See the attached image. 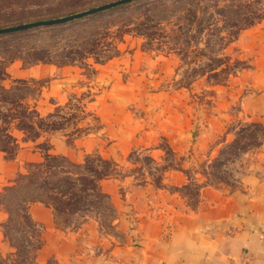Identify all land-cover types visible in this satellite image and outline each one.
<instances>
[{
    "label": "rangeland",
    "instance_id": "1",
    "mask_svg": "<svg viewBox=\"0 0 264 264\" xmlns=\"http://www.w3.org/2000/svg\"><path fill=\"white\" fill-rule=\"evenodd\" d=\"M119 1L122 0H0V30L59 20ZM260 30L264 31V0H133L63 24L1 34L0 84L5 88L14 85V89L8 95L0 92V98L37 109L42 116L53 114L55 117L47 120L59 129L46 136L72 142L101 134L103 148L109 137L101 127L100 116L104 123L106 118L109 123L111 119L126 123L129 117L143 130L137 138L140 144L150 143L144 135L150 128L155 133L172 134L176 145L180 140L171 133L173 124L180 128L186 123L188 127L192 125L187 147L188 157L194 160L186 172L193 180L179 192L194 207L202 186L233 190L255 165L253 154L264 140V128L258 123L264 122V90L258 92L234 76L254 61L248 60L244 51L250 34ZM260 36L263 38L264 33ZM258 59L264 69V57ZM45 64L53 69L61 65L63 69H54L49 78L29 81L20 89L13 83L18 75L9 78L12 66L17 71ZM259 82L264 88V74ZM251 95L262 96L257 99L262 106L253 114L244 109V99ZM121 106L125 111H119ZM14 108L0 101V129L15 126ZM214 119L223 130L220 134L226 131L229 140L216 159L207 161L192 150L199 136L197 129ZM13 134L20 137L18 132ZM156 137V143L164 147L165 142ZM182 140L185 142V137ZM46 146L42 145L43 151ZM8 150L12 155L13 148ZM159 152L153 153L163 158L159 163L152 164L143 152L120 165L129 173L139 171L162 188L164 171L180 164L173 161L171 154ZM47 164L51 169L60 167V175L67 179L89 170H78L62 158H50ZM88 165L103 171L97 159ZM42 175L40 182L51 184L48 190L58 205V223L77 230L97 219L100 234L94 233L98 239L91 241V250L110 253L116 246L110 237L116 240L117 233L111 226L114 212L108 201L95 192L82 194L81 188H90L86 183L55 184L45 173ZM135 179L142 181L140 176ZM8 189H0V212L11 215L9 220H0V264H38L41 246L35 239L39 232L25 220L26 206L19 199L22 194L12 196ZM104 238L109 241L104 242ZM137 246L134 241L133 248ZM50 263L51 260L46 264Z\"/></svg>",
    "mask_w": 264,
    "mask_h": 264
},
{
    "label": "crops",
    "instance_id": "2",
    "mask_svg": "<svg viewBox=\"0 0 264 264\" xmlns=\"http://www.w3.org/2000/svg\"><path fill=\"white\" fill-rule=\"evenodd\" d=\"M262 33V30L252 32L249 39L246 36L248 42L244 52L248 60L254 61L234 76L238 81L254 86L258 92L264 90L259 82L264 74L263 63L258 62V58L264 57ZM54 69L45 64L40 68L15 71L12 66L8 75L9 78L18 75L13 83H27L49 78ZM245 71H249V74L246 75ZM261 98L252 95L246 97L244 109L250 114L255 113L253 111L262 106L257 100ZM121 110L125 111V108L121 106ZM38 113L42 116L41 112ZM126 119V123L123 119H111L109 123L106 118L104 123L100 116L101 127H104V133L109 137L105 148L101 144V134L70 142L46 136L45 133L36 141H24V135L15 131L20 137L13 134L18 146L12 155L0 152V189L15 188L21 177L29 174L34 166H45L50 158H62L72 165H82L88 156H98L116 166L112 176L98 182L101 194L114 212L111 226L117 233V239H110L116 246L107 255L95 253L91 250V241L94 237L98 239L94 233L100 234L98 220L87 221L77 230L64 228L58 223L54 208L44 202L40 195L41 198L39 196V199L27 203L24 210L41 240L37 263L46 264L51 260L50 264H264V140L253 154L256 158L254 167L243 177L238 187L227 190L218 186H202L196 205L191 207L180 195L179 189L188 186L193 180L186 172L194 160L188 157L187 147V134L194 130L192 125L188 127L185 122L180 128L173 124L171 133L180 140H175L178 143L176 145L172 143V134L155 133L150 128L144 132L150 143L140 144L137 138L142 136L143 130L136 122L131 123L129 117L126 116ZM258 123L264 128L263 121ZM198 130L199 136L192 152L200 153V157L204 155L207 161L216 159L219 150L228 144V133L225 131L220 134L222 128L217 119ZM155 136L165 142L164 147L156 143ZM184 137L185 142L182 140ZM43 144L47 145L46 151L42 149ZM157 151L164 155L171 154L173 161L180 164L169 166L164 171L162 188L154 186L139 171L129 173L120 165L123 160L130 162L132 156L143 152L147 153V159L152 164L159 163L163 158L154 156L153 153ZM137 176L142 181H137ZM169 187L174 188V191ZM14 191L15 194L20 192ZM40 199L42 201H38ZM10 216L4 211L0 212L1 222L9 220ZM129 227L135 229L130 231ZM103 241L109 240L104 238ZM134 241L138 245L135 248ZM2 244L0 236V246Z\"/></svg>",
    "mask_w": 264,
    "mask_h": 264
},
{
    "label": "trees",
    "instance_id": "3",
    "mask_svg": "<svg viewBox=\"0 0 264 264\" xmlns=\"http://www.w3.org/2000/svg\"><path fill=\"white\" fill-rule=\"evenodd\" d=\"M63 65L64 64H62V66ZM56 66L60 68L61 65H56ZM0 81L2 82L3 79L0 78ZM14 84L18 86V88L27 86V83L20 82V81L14 82ZM13 87L14 85L11 86L10 88H5L3 85L0 84V92L8 95L9 92L12 89H14ZM18 88L17 90L20 89ZM20 100L24 101V99L22 98ZM0 101L4 103H10L13 107L15 106L14 108L15 110L17 109L16 112L12 114V116L14 117L13 119L14 122L16 121L15 126L13 124H9L5 128L0 129V137H1L0 152L2 153H6L8 155L9 154L8 149L13 148V151H14V149L18 146V140L13 136V131L21 132L24 135V141H36L38 138L41 137L42 134L59 129L54 126L56 124L47 120L51 117H55L53 115L48 118H43L36 109L30 108L28 106H24L23 104L16 102V101H12L9 98L2 97L0 98ZM93 159H97L98 162L102 164V168L104 172L103 171L100 172L99 170H96L95 168L88 165V162L93 161ZM73 166L74 168L78 170L79 169L83 170V168L85 169L89 168V170L85 174L80 171L79 175L76 174L77 175L76 178L67 179V178H63L60 175L62 173L61 171H59L60 167L59 168L52 167L53 169H51V167L48 164L42 167L34 166L33 170L29 174L20 178L15 188L8 189V193L12 196H15L16 194L14 190H17V191L20 190L19 195L21 196L22 194V196L19 199L23 200V203H25V205L27 203L29 204L30 202H33L36 198H38L41 195L43 198H41V196L40 198L44 202L49 203L54 208L55 211H58L59 210L58 205L57 207L55 206V203L53 200L54 197L52 196L50 197V192L48 190L51 184L47 183L46 181L43 183L40 182V180H42L44 177L42 174L45 173L46 178L51 179L52 181L54 180L55 184H62V183L65 184V182H68V181H74V183H77L79 185L86 183L87 185H90V188H81L80 192L82 194H86L87 192H95L97 193L98 196H101L104 198V196L101 194L99 190L98 182L100 180L109 178L115 173L116 166L114 165V163L104 160L98 156H88L84 164L73 165ZM49 168L51 170H49ZM41 169H42V172H40ZM41 199L38 201H42ZM60 205H61V202H59V206ZM66 205L67 204H65V206ZM25 216H26L25 220L28 221V222L26 221L27 224L29 223V225L33 227V224L30 222L28 216L27 215ZM35 240L39 243V245H41V240H40L39 235L36 236Z\"/></svg>",
    "mask_w": 264,
    "mask_h": 264
},
{
    "label": "water",
    "instance_id": "4",
    "mask_svg": "<svg viewBox=\"0 0 264 264\" xmlns=\"http://www.w3.org/2000/svg\"><path fill=\"white\" fill-rule=\"evenodd\" d=\"M130 1H133V0H122V1H119V2H116V3L108 4V5L103 6V7L95 8V9H92V10H89V11H86V12H82V13H79V14H76V15H73V16H69V17H66V18H62V19H59V20L38 22V23L26 24V25L12 27V28L1 29L0 30V35L1 34H9V33L17 32V31L25 30V29L32 28V27H37V26H52V25H57V24H63V23H66V22H69V21H72V20H76V19H79V18H83V17L89 16V15L101 12L103 10L109 9L111 7H114V6H118V5H121V4H124V3H128Z\"/></svg>",
    "mask_w": 264,
    "mask_h": 264
}]
</instances>
